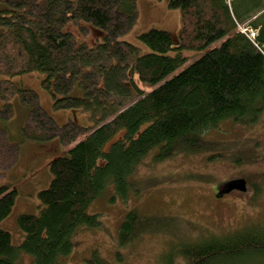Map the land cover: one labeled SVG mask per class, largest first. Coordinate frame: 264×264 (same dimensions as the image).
<instances>
[{
  "label": "trees",
  "instance_id": "trees-1",
  "mask_svg": "<svg viewBox=\"0 0 264 264\" xmlns=\"http://www.w3.org/2000/svg\"><path fill=\"white\" fill-rule=\"evenodd\" d=\"M168 2L179 12L177 39L150 27L137 37L143 51L119 39L137 20L135 0H0V74L46 73L54 108L80 109L94 121L87 134L88 128L71 121L59 126L33 90L0 79V118L11 117L15 97L27 108L23 138L76 141L49 163L52 177L37 192L38 213L17 216L22 242L14 246L9 231L0 229V264H16L22 252L31 264H62L73 248V231L99 224L86 212L91 202L109 185L125 196L129 176L147 154L160 161L198 151L207 142L206 130L220 121L258 119L264 108V0ZM68 24L81 33L95 27L102 41L88 46ZM183 50L200 54L172 74L189 59ZM5 135L1 129V170L10 169L18 154V145ZM17 193L11 183L0 185V221L12 211ZM168 223L169 216L130 210L117 231L118 244ZM201 240L180 243V262L169 253L163 263L264 264V223ZM92 256L90 264H105L96 251Z\"/></svg>",
  "mask_w": 264,
  "mask_h": 264
},
{
  "label": "rangeland",
  "instance_id": "rangeland-1",
  "mask_svg": "<svg viewBox=\"0 0 264 264\" xmlns=\"http://www.w3.org/2000/svg\"><path fill=\"white\" fill-rule=\"evenodd\" d=\"M168 1L135 0L137 20L119 39L129 41L144 51L145 47L137 39L138 34L156 27L166 29L176 40L180 27L179 12L168 7ZM66 28L88 46L102 41V32L95 27H86L83 33L73 24ZM219 42L211 47L219 45ZM182 53L189 59L172 74L182 70L200 54L186 50ZM0 79L33 90L41 108L57 125L71 121L88 128L84 130L86 134L94 126L88 112L54 108L53 83L52 79L46 80V73L32 70L20 76L0 74ZM11 103L13 114L8 119L0 118V130L5 131L10 144L18 145V154L10 169H0V185L11 183L17 188L18 196L12 211L0 221V229L8 230L12 244L17 246L24 238L16 223L17 216L38 213L37 192L46 189L52 177L49 163L56 156L66 155L76 141L65 143L55 137L39 142L23 138L27 108L18 97ZM257 118L250 123L236 122L231 118L220 121L215 128L206 130L203 136L207 142L198 151L176 152L160 161L153 160L152 152L147 154L129 176L131 185L125 196L118 195L113 185H109L100 197L91 202L86 212L95 214L99 224L92 227L81 224L73 231V248L62 264H90L93 251L105 264H164L169 253H173V259L179 263L175 249L180 243L200 242L207 236H223L244 227L262 225L264 108ZM82 137H85L84 133L77 139ZM242 178L247 184L245 191L232 190L223 193L221 198L215 196L221 184ZM130 210H138L144 216H169L171 223L155 232L142 233L121 246L117 231ZM32 261L30 255L22 252L16 264H31Z\"/></svg>",
  "mask_w": 264,
  "mask_h": 264
},
{
  "label": "water",
  "instance_id": "water-1",
  "mask_svg": "<svg viewBox=\"0 0 264 264\" xmlns=\"http://www.w3.org/2000/svg\"><path fill=\"white\" fill-rule=\"evenodd\" d=\"M225 187L223 189V192H230L233 189H236L240 192H243L246 190V184L245 179H234L232 181L226 182L223 184Z\"/></svg>",
  "mask_w": 264,
  "mask_h": 264
},
{
  "label": "flooded vegetation",
  "instance_id": "flooded-vegetation-1",
  "mask_svg": "<svg viewBox=\"0 0 264 264\" xmlns=\"http://www.w3.org/2000/svg\"><path fill=\"white\" fill-rule=\"evenodd\" d=\"M223 184H221L218 188H217V192H216V195L218 198H221L222 195H224L223 193H226V192H223ZM246 187H247V184H246ZM247 189V188H246ZM235 190V189H233Z\"/></svg>",
  "mask_w": 264,
  "mask_h": 264
},
{
  "label": "built area",
  "instance_id": "built-area-1",
  "mask_svg": "<svg viewBox=\"0 0 264 264\" xmlns=\"http://www.w3.org/2000/svg\"><path fill=\"white\" fill-rule=\"evenodd\" d=\"M250 34H251V35H253V34H254V32H252V31H251V32H250Z\"/></svg>",
  "mask_w": 264,
  "mask_h": 264
}]
</instances>
